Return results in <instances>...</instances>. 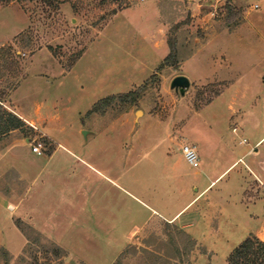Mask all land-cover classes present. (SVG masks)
Instances as JSON below:
<instances>
[{
  "label": "rangeland",
  "instance_id": "obj_1",
  "mask_svg": "<svg viewBox=\"0 0 264 264\" xmlns=\"http://www.w3.org/2000/svg\"><path fill=\"white\" fill-rule=\"evenodd\" d=\"M1 97L27 121L0 135V264H228L264 230V187L243 202L249 167L264 181V139L244 155L264 137V0H0ZM212 180L193 227L162 221Z\"/></svg>",
  "mask_w": 264,
  "mask_h": 264
},
{
  "label": "trees",
  "instance_id": "obj_2",
  "mask_svg": "<svg viewBox=\"0 0 264 264\" xmlns=\"http://www.w3.org/2000/svg\"><path fill=\"white\" fill-rule=\"evenodd\" d=\"M170 52L159 65V70L165 65H174L178 63V52L172 42L169 43ZM145 88V85L140 86L134 91L119 94L117 96H109L94 105L91 111L103 110L105 107L112 105L117 99L120 101L134 102L135 96H139V92ZM3 97L0 98V135L5 134L14 129L22 128L25 123L14 112L9 111L3 106ZM228 264H264V241L257 236H248L238 247H236L229 257Z\"/></svg>",
  "mask_w": 264,
  "mask_h": 264
},
{
  "label": "crops",
  "instance_id": "obj_3",
  "mask_svg": "<svg viewBox=\"0 0 264 264\" xmlns=\"http://www.w3.org/2000/svg\"><path fill=\"white\" fill-rule=\"evenodd\" d=\"M12 112H14L16 115H18L23 121H27L24 117V115L18 114L15 111L11 110ZM264 137L260 138L250 149H248L244 155L250 153L251 151L254 152H258V149L255 148L257 145L261 144L263 141ZM29 141V140H28ZM185 144V143H184ZM60 145V143H59ZM196 146V145H195ZM197 148V146H196ZM19 152V151H17ZM29 156H31L32 160H25L27 158L23 157V155H21V153H15L14 154V158L17 161V159L19 158L22 161V167L23 169L27 170L28 168H33L34 166H39V167H43V165L46 162H41V160H38V158H35L34 156L36 155L37 157H41L42 154H36L33 151H25ZM67 153V152H66ZM55 154L56 151L55 149L50 153V155L47 156V161L49 159H53L55 158ZM34 155V156H33ZM67 155H74L72 153H67ZM20 160H18L17 162H20ZM26 163H25V162ZM4 162V161H3ZM5 163V162H4ZM264 162H261L258 164L259 166H263ZM260 168V167H259ZM28 169V170H29ZM249 173L250 175L253 176V179H255V184H249L248 187L245 190V200L243 199L244 203H250V205H254L252 207H255V204L257 202V200H259L260 198V192L262 190V188L264 187V181L262 179V177L259 175V173L257 172V170L254 168L252 169L251 167H249ZM260 171H262V169L260 168ZM214 182V180L211 181V183L207 186H205L199 193H197V195L194 196V198L192 200H190L189 202H187L186 204L180 206V207H175L172 210H170L168 213H166L167 215H163L162 216V221H164L167 224H174V225H178V223L180 224V227H182L183 229H189L191 227H193V217L191 219H185L183 221V217L190 211V209L193 207L194 204H192L194 202V200H196L198 197L200 196H204L208 190V188L210 187V185ZM258 183V185H257ZM195 190H199L197 187L195 188ZM245 206V205H244ZM254 209V208H253ZM250 210L248 213V218L249 221H257L258 219V214L256 213V210ZM153 213H157L158 211L157 209H152ZM246 213V212H245ZM198 215L199 214V209L196 210V212L194 213V215ZM161 216V214H159ZM195 217V216H194ZM247 221V220H246ZM181 222V223H180ZM252 235L257 236L258 238H260L262 241H264V230L263 231H258V232H250Z\"/></svg>",
  "mask_w": 264,
  "mask_h": 264
},
{
  "label": "built area",
  "instance_id": "obj_4",
  "mask_svg": "<svg viewBox=\"0 0 264 264\" xmlns=\"http://www.w3.org/2000/svg\"><path fill=\"white\" fill-rule=\"evenodd\" d=\"M32 151L36 154H42V147L43 144L42 142H35L32 143ZM182 151L188 160V162L193 166V167H199L200 166V156L198 154L197 148L195 145H190V144H183Z\"/></svg>",
  "mask_w": 264,
  "mask_h": 264
},
{
  "label": "water",
  "instance_id": "obj_5",
  "mask_svg": "<svg viewBox=\"0 0 264 264\" xmlns=\"http://www.w3.org/2000/svg\"><path fill=\"white\" fill-rule=\"evenodd\" d=\"M191 86V82L185 75L176 76L171 82V88L179 91L180 94L184 95L186 90Z\"/></svg>",
  "mask_w": 264,
  "mask_h": 264
}]
</instances>
